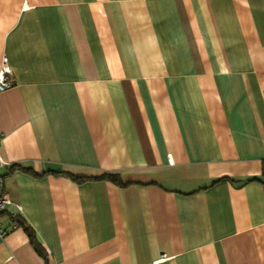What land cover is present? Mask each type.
Returning a JSON list of instances; mask_svg holds the SVG:
<instances>
[{
	"label": "crops",
	"instance_id": "1",
	"mask_svg": "<svg viewBox=\"0 0 264 264\" xmlns=\"http://www.w3.org/2000/svg\"><path fill=\"white\" fill-rule=\"evenodd\" d=\"M4 59V211L46 260L4 219L0 264H264V0H0Z\"/></svg>",
	"mask_w": 264,
	"mask_h": 264
},
{
	"label": "trees",
	"instance_id": "2",
	"mask_svg": "<svg viewBox=\"0 0 264 264\" xmlns=\"http://www.w3.org/2000/svg\"><path fill=\"white\" fill-rule=\"evenodd\" d=\"M56 174H67V173H62V172H55ZM262 175H264V173H262ZM73 180L75 181H83L85 179H89V178H95V179H107L111 182H114L118 185H124L125 183H122L119 175L117 173L114 172H110V171H103L102 173H100L97 176H73V175H69ZM248 180H256L255 177L248 179ZM0 215H5L7 219H9L11 221L12 224H14L15 228L19 227L21 228L27 235L29 242L31 244V246L33 247V249L35 250V252L40 255L44 260H46V254L43 250V248L40 246V244L38 243L37 239L35 238V235L33 233V231L31 230V228L22 220L21 217H19V215H14L12 216L11 214L6 213L5 211H1Z\"/></svg>",
	"mask_w": 264,
	"mask_h": 264
},
{
	"label": "built area",
	"instance_id": "3",
	"mask_svg": "<svg viewBox=\"0 0 264 264\" xmlns=\"http://www.w3.org/2000/svg\"><path fill=\"white\" fill-rule=\"evenodd\" d=\"M14 80L11 75V70L6 64V60H2V64L0 67V91L7 89L11 86H13ZM0 166H1V161H0ZM11 202L7 196V194L3 191V178L0 174V212L4 211L6 209V206L10 205ZM14 216V215H12ZM7 219L5 215H0V225L1 222ZM14 226V224H12ZM6 233V229L0 228V235L3 236Z\"/></svg>",
	"mask_w": 264,
	"mask_h": 264
}]
</instances>
